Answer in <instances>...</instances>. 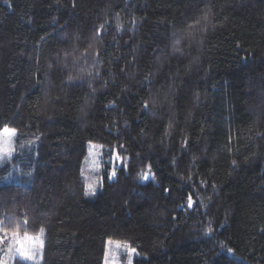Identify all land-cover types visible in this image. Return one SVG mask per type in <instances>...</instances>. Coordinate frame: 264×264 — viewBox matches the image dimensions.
Instances as JSON below:
<instances>
[{
    "label": "trees",
    "instance_id": "16d2710c",
    "mask_svg": "<svg viewBox=\"0 0 264 264\" xmlns=\"http://www.w3.org/2000/svg\"><path fill=\"white\" fill-rule=\"evenodd\" d=\"M5 128L0 229L39 237L32 264L108 239L120 264H264V0H0ZM90 143L121 167L88 199Z\"/></svg>",
    "mask_w": 264,
    "mask_h": 264
},
{
    "label": "rangeland",
    "instance_id": "374dc122",
    "mask_svg": "<svg viewBox=\"0 0 264 264\" xmlns=\"http://www.w3.org/2000/svg\"><path fill=\"white\" fill-rule=\"evenodd\" d=\"M0 133H3V130ZM14 136H12L10 139L4 137V139L7 140L8 142L4 145H0V165L4 164L10 157ZM93 161L95 163H93ZM120 167H121V159L115 152H109L107 150H104L101 146L96 144H92V143L88 144L87 152L81 165V173L82 172L84 173V175H81V178L84 182V193H83L84 197L88 199L93 198L95 194L99 191L100 185L104 177H106L109 180H113L116 176L117 169ZM113 170H115L114 176L112 175ZM93 182L95 183L94 190L90 192L88 195H86L85 193L89 191L86 185L88 183H93ZM109 241L115 242L116 240L108 239L106 241L102 264H120L121 256L127 252V249L123 247L116 249L114 244L112 245L109 244ZM121 244H126V243L121 242ZM106 252H107V256H106ZM14 253L15 256H17L20 260L24 262L32 264L33 263L32 261H34L32 259L22 258L18 252H14ZM29 255H32L31 251L29 252Z\"/></svg>",
    "mask_w": 264,
    "mask_h": 264
},
{
    "label": "snow or ice",
    "instance_id": "6c2138e0",
    "mask_svg": "<svg viewBox=\"0 0 264 264\" xmlns=\"http://www.w3.org/2000/svg\"><path fill=\"white\" fill-rule=\"evenodd\" d=\"M15 135V130H9L7 128H5L3 130V133H0V145H4L6 144L8 141L4 139V137L7 138H11L12 136ZM95 147V146H94ZM93 163H95L93 161ZM81 175H84V173L82 172ZM112 175H115V170H113ZM145 180H147L149 177L147 174L144 175L143 177ZM87 189L89 190L88 192H86L85 194L88 195L90 192H92L95 188V183H88L86 185ZM189 201V207L192 206V197L189 196L188 198ZM0 232H3L4 234L2 236H0V244H3L5 242L6 239H9L10 242L8 244V248L10 252H18L19 255L22 258L25 259H32L33 257L31 255H29V252L31 251V248L29 247V242L31 241L33 244L35 243V241L39 240V237H35L32 238L28 235V233L25 231L23 234V237L20 236L19 233V226H16V228L8 230V229H0ZM43 232V230H41V233ZM109 244L115 245L116 249H119L121 247L128 249V245L127 244H121V242L119 241H109ZM130 253L134 252V249H130L129 250ZM106 256H107V252H106ZM0 264H4V262H0Z\"/></svg>",
    "mask_w": 264,
    "mask_h": 264
}]
</instances>
